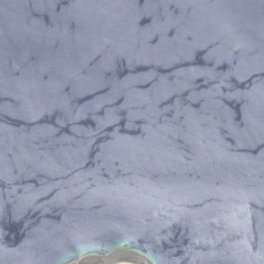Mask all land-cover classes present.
Wrapping results in <instances>:
<instances>
[{
    "label": "water",
    "instance_id": "95a60500",
    "mask_svg": "<svg viewBox=\"0 0 264 264\" xmlns=\"http://www.w3.org/2000/svg\"><path fill=\"white\" fill-rule=\"evenodd\" d=\"M0 264H264V0H0Z\"/></svg>",
    "mask_w": 264,
    "mask_h": 264
}]
</instances>
